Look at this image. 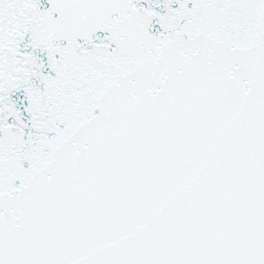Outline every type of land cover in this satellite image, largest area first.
Returning a JSON list of instances; mask_svg holds the SVG:
<instances>
[{
    "label": "snow or ice",
    "instance_id": "snow-or-ice-1",
    "mask_svg": "<svg viewBox=\"0 0 264 264\" xmlns=\"http://www.w3.org/2000/svg\"><path fill=\"white\" fill-rule=\"evenodd\" d=\"M0 264H264V0H0Z\"/></svg>",
    "mask_w": 264,
    "mask_h": 264
}]
</instances>
